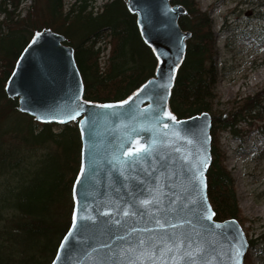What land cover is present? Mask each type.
I'll use <instances>...</instances> for the list:
<instances>
[{
  "label": "water",
  "instance_id": "water-1",
  "mask_svg": "<svg viewBox=\"0 0 264 264\" xmlns=\"http://www.w3.org/2000/svg\"><path fill=\"white\" fill-rule=\"evenodd\" d=\"M126 5L159 60L155 76L127 103L104 108L85 101L74 50L52 30L34 37L7 83L6 94L17 99L19 112L41 124L77 122L81 132L74 221L52 264H128L148 251L155 252V264H161V258L172 264L174 253L166 249L178 241L183 252L202 250L198 264H233L234 248L243 245L244 264L249 243L241 225L235 219L216 221L207 196L211 115L159 124L154 118L162 104L169 112L171 90L191 38L179 26L186 11L172 6L171 0H127ZM137 141L151 146L152 154L129 166L124 163L129 160L126 152L133 151ZM197 168L206 187L193 180ZM137 264L153 262L144 258Z\"/></svg>",
  "mask_w": 264,
  "mask_h": 264
},
{
  "label": "trees",
  "instance_id": "trees-1",
  "mask_svg": "<svg viewBox=\"0 0 264 264\" xmlns=\"http://www.w3.org/2000/svg\"><path fill=\"white\" fill-rule=\"evenodd\" d=\"M26 1L0 0V264H52L73 224L74 188L82 170L78 123L40 124L19 112L17 99L6 94L16 64L33 38L43 30L65 37L74 50L83 99L89 103L126 101L155 76L158 66L127 0L105 3L100 12H94L87 0H74L66 11L65 0H28L30 5L24 8ZM171 3L185 9L179 25L192 35L174 80L169 111L178 120L211 115L208 200L216 221L235 219L243 227L234 180L217 140L227 130L238 136V124L252 127L253 120L264 121V91L233 103L227 114L218 111L212 21L194 0ZM105 34L111 50L101 71L102 52L96 47Z\"/></svg>",
  "mask_w": 264,
  "mask_h": 264
},
{
  "label": "rangeland",
  "instance_id": "rangeland-1",
  "mask_svg": "<svg viewBox=\"0 0 264 264\" xmlns=\"http://www.w3.org/2000/svg\"><path fill=\"white\" fill-rule=\"evenodd\" d=\"M73 1L65 0V11ZM87 1L92 3L94 12H100L112 0ZM194 1L212 21L217 52L213 59L217 71L216 108L227 114L233 103L264 91V0ZM29 5L27 0L24 8ZM97 49L102 52L98 60L102 71L111 50L107 34L97 43ZM252 123L253 127L238 124L237 137L220 132L217 141L224 166L234 180L243 232L247 241L253 243L249 264H264V121Z\"/></svg>",
  "mask_w": 264,
  "mask_h": 264
},
{
  "label": "snow or ice",
  "instance_id": "snow-or-ice-1",
  "mask_svg": "<svg viewBox=\"0 0 264 264\" xmlns=\"http://www.w3.org/2000/svg\"><path fill=\"white\" fill-rule=\"evenodd\" d=\"M161 63H163V61H161ZM145 87H147V85ZM160 87H164V86L160 85ZM125 103H127V101ZM100 107L111 108L113 107V105H101ZM70 118L75 119V115L70 116ZM154 118L156 120V123L158 124L161 123L163 120L173 121V122L176 121V117L172 115L171 112L164 110L163 104L161 105V111L156 112L154 114ZM164 127L167 128L168 124L165 123ZM186 142L191 143V140H186ZM128 144L129 147H131V141H129ZM126 154L128 155L129 160L125 161L124 163L128 164L129 166H132L135 162L150 157L152 154V147L140 145L139 142L137 141L135 149L133 151H127ZM196 173H199V175H197ZM193 180L196 184L206 187V185H204L203 172L200 168L195 169L193 173ZM144 203H153V201H145ZM125 215H128V213H125ZM212 215L214 216L215 213H212ZM84 219L91 220V217H84ZM202 219H206L210 221L211 216H203ZM157 223H159V221H157ZM188 223L191 224V221H188ZM172 226L176 227L177 225H172ZM161 227H163V225H161ZM144 243L145 242L143 240L140 241L141 245H144ZM182 249H183L182 241H178L174 248L168 247L166 249L168 253H174V255L170 257L172 264H198V258L200 255H202V250L194 253L192 251L183 252ZM242 255H243V245H240V247L238 248H234L233 256H232L233 264H242V259H241ZM144 258L152 261L153 264H155L156 254L154 251L141 252L140 254L136 255L135 258L129 259L128 264H137V261H142ZM161 264H168V262L161 258Z\"/></svg>",
  "mask_w": 264,
  "mask_h": 264
},
{
  "label": "flooded vegetation",
  "instance_id": "flooded-vegetation-1",
  "mask_svg": "<svg viewBox=\"0 0 264 264\" xmlns=\"http://www.w3.org/2000/svg\"><path fill=\"white\" fill-rule=\"evenodd\" d=\"M260 93H262V92H260ZM232 111V109L231 110H229V112H231Z\"/></svg>",
  "mask_w": 264,
  "mask_h": 264
},
{
  "label": "bare ground",
  "instance_id": "bare-ground-1",
  "mask_svg": "<svg viewBox=\"0 0 264 264\" xmlns=\"http://www.w3.org/2000/svg\"><path fill=\"white\" fill-rule=\"evenodd\" d=\"M56 33V32H55ZM58 34V33H57ZM61 35V34H60ZM63 36V35H62ZM102 54V53H101ZM7 87V86H6Z\"/></svg>",
  "mask_w": 264,
  "mask_h": 264
}]
</instances>
